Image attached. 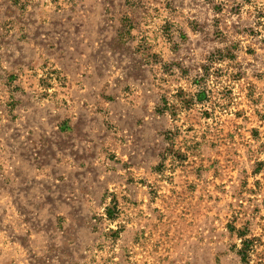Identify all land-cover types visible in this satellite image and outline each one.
Wrapping results in <instances>:
<instances>
[{
	"label": "rangeland",
	"instance_id": "rangeland-1",
	"mask_svg": "<svg viewBox=\"0 0 264 264\" xmlns=\"http://www.w3.org/2000/svg\"><path fill=\"white\" fill-rule=\"evenodd\" d=\"M0 264H264V0H0Z\"/></svg>",
	"mask_w": 264,
	"mask_h": 264
}]
</instances>
